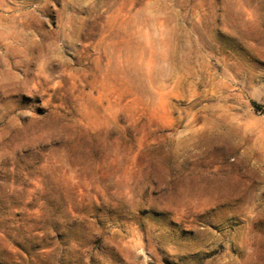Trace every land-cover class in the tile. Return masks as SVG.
<instances>
[{"label":"rangeland","instance_id":"374dc122","mask_svg":"<svg viewBox=\"0 0 264 264\" xmlns=\"http://www.w3.org/2000/svg\"><path fill=\"white\" fill-rule=\"evenodd\" d=\"M0 264H264V0H0Z\"/></svg>","mask_w":264,"mask_h":264}]
</instances>
